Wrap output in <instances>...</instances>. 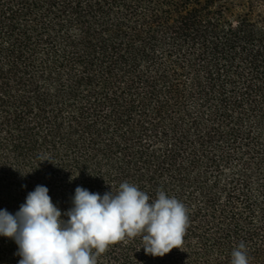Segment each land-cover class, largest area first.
<instances>
[{
	"label": "trees",
	"instance_id": "obj_1",
	"mask_svg": "<svg viewBox=\"0 0 264 264\" xmlns=\"http://www.w3.org/2000/svg\"><path fill=\"white\" fill-rule=\"evenodd\" d=\"M125 181L184 204L182 248L97 264H264V0H0V210Z\"/></svg>",
	"mask_w": 264,
	"mask_h": 264
},
{
	"label": "clouds",
	"instance_id": "obj_2",
	"mask_svg": "<svg viewBox=\"0 0 264 264\" xmlns=\"http://www.w3.org/2000/svg\"><path fill=\"white\" fill-rule=\"evenodd\" d=\"M48 193L47 187L37 185L14 215L0 210V236L18 245V264H97L110 244L137 236L145 254L153 257L182 248L186 208L163 190L149 202L147 193L127 181L103 196L78 186L72 207L63 213L67 220ZM231 257V264H249L244 242Z\"/></svg>",
	"mask_w": 264,
	"mask_h": 264
}]
</instances>
